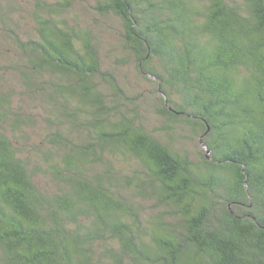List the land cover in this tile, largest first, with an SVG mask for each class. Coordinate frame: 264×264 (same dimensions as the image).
I'll use <instances>...</instances> for the list:
<instances>
[{"label":"trees","instance_id":"16d2710c","mask_svg":"<svg viewBox=\"0 0 264 264\" xmlns=\"http://www.w3.org/2000/svg\"><path fill=\"white\" fill-rule=\"evenodd\" d=\"M0 264H264V0H0Z\"/></svg>","mask_w":264,"mask_h":264}]
</instances>
